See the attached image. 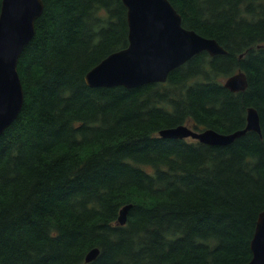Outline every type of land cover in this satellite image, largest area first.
Here are the masks:
<instances>
[{"label":"trees","instance_id":"1","mask_svg":"<svg viewBox=\"0 0 264 264\" xmlns=\"http://www.w3.org/2000/svg\"><path fill=\"white\" fill-rule=\"evenodd\" d=\"M170 1L228 53L127 88L85 80L129 43L123 0H44L18 63L24 104L0 135V264L251 260L264 211V0ZM240 70L248 87L231 91L224 78ZM249 107L262 132L229 145L160 135L181 124L231 133Z\"/></svg>","mask_w":264,"mask_h":264},{"label":"water","instance_id":"2","mask_svg":"<svg viewBox=\"0 0 264 264\" xmlns=\"http://www.w3.org/2000/svg\"><path fill=\"white\" fill-rule=\"evenodd\" d=\"M127 8L129 43L94 66L85 76L92 87H138L166 82L171 71L196 54L211 56L228 51L215 38H209L183 25L181 13L170 0H123ZM44 0H3L0 11V135L17 119L24 104V88L18 71L20 56L35 34V24L43 13ZM225 87L244 91L245 72L229 76ZM262 132L258 110L249 107L247 125L231 133L214 129L195 130L181 124L160 131L164 138L197 139L210 145H229L248 131ZM131 206L120 211L119 223L125 225ZM252 258L247 264H264V211L257 219L251 240ZM100 249H91L86 262L94 261Z\"/></svg>","mask_w":264,"mask_h":264},{"label":"rangeland","instance_id":"3","mask_svg":"<svg viewBox=\"0 0 264 264\" xmlns=\"http://www.w3.org/2000/svg\"><path fill=\"white\" fill-rule=\"evenodd\" d=\"M224 80H226V78H224Z\"/></svg>","mask_w":264,"mask_h":264}]
</instances>
